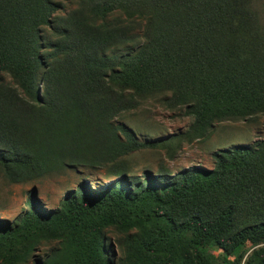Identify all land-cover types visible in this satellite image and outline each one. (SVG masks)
Instances as JSON below:
<instances>
[{
	"label": "trees",
	"instance_id": "1",
	"mask_svg": "<svg viewBox=\"0 0 264 264\" xmlns=\"http://www.w3.org/2000/svg\"><path fill=\"white\" fill-rule=\"evenodd\" d=\"M146 98L190 117L189 138L264 117V0H0L1 177H106L53 208L31 191L0 218V264H264V134L211 168L133 171L128 156L166 142L115 122Z\"/></svg>",
	"mask_w": 264,
	"mask_h": 264
},
{
	"label": "rangeland",
	"instance_id": "2",
	"mask_svg": "<svg viewBox=\"0 0 264 264\" xmlns=\"http://www.w3.org/2000/svg\"><path fill=\"white\" fill-rule=\"evenodd\" d=\"M73 6L72 2L65 4L66 9ZM5 81L10 82V78L6 76ZM190 121L191 118L183 115L180 109H170L156 98H146L136 107L122 112L115 122L130 127L138 140H166L156 149H143L128 156L132 170L149 168L155 171L159 166H163L167 171L174 173L181 168L195 165L211 168V154L215 150L236 144H252L264 134V117L260 115L245 120L214 122L203 134L189 138L187 127ZM180 134L183 135L176 136ZM168 153L172 156L168 157ZM82 178H86L91 184L106 179L99 170L65 169L61 173L48 174L26 183L10 184L0 174V218L13 219L25 207V198L31 191L42 205L53 208L64 191L74 187ZM105 236L117 257L119 249L114 242L117 233L107 229ZM54 245V241L42 242L35 254L43 257ZM208 253L218 256L220 250L210 247ZM33 260L28 259L26 264H33Z\"/></svg>",
	"mask_w": 264,
	"mask_h": 264
}]
</instances>
